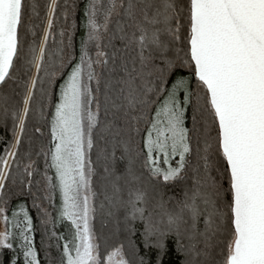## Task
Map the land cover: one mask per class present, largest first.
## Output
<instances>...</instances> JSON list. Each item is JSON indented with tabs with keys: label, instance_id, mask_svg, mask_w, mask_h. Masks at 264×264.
<instances>
[{
	"label": "snow or ice",
	"instance_id": "6c2138e0",
	"mask_svg": "<svg viewBox=\"0 0 264 264\" xmlns=\"http://www.w3.org/2000/svg\"><path fill=\"white\" fill-rule=\"evenodd\" d=\"M0 126V264H264V0H0Z\"/></svg>",
	"mask_w": 264,
	"mask_h": 264
},
{
	"label": "trees",
	"instance_id": "16d2710c",
	"mask_svg": "<svg viewBox=\"0 0 264 264\" xmlns=\"http://www.w3.org/2000/svg\"><path fill=\"white\" fill-rule=\"evenodd\" d=\"M59 2L62 4L63 3V0H59ZM81 34V31L78 30L77 33H76V36H75V41H76V44H77V47H78V43H79V36ZM10 123H9V127H10ZM0 137H4L5 139H10L11 137V133L10 131L7 132V134L5 133L4 129L2 126H0ZM4 147V144L3 143H0V149H2ZM33 215H35L34 211H33ZM39 241H40V237H39V234L37 233L36 235V244L37 246H39ZM41 257H43V253H41ZM20 264H23V257L21 256L20 258Z\"/></svg>",
	"mask_w": 264,
	"mask_h": 264
}]
</instances>
